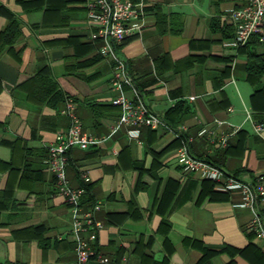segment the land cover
<instances>
[{
    "label": "crops",
    "instance_id": "1",
    "mask_svg": "<svg viewBox=\"0 0 264 264\" xmlns=\"http://www.w3.org/2000/svg\"><path fill=\"white\" fill-rule=\"evenodd\" d=\"M92 1L0 0V264H77L72 212L44 163L46 146L69 126L65 95L76 99L84 130L104 138L70 152L65 173L71 188L85 191L84 209L101 207L96 249L110 264L124 256L127 264H264V240L247 233L253 214L236 207L241 194L216 184L212 199L206 179L177 159L190 139L191 155L226 177L264 183V142L247 118L264 124V73L255 79L249 71L250 53L264 62V42L227 45L231 15L245 1L144 0L141 32L115 53L132 79L121 90L112 84V57L89 38ZM121 95L169 119L172 132L111 133ZM233 127L240 129L225 148L201 136Z\"/></svg>",
    "mask_w": 264,
    "mask_h": 264
},
{
    "label": "built area",
    "instance_id": "2",
    "mask_svg": "<svg viewBox=\"0 0 264 264\" xmlns=\"http://www.w3.org/2000/svg\"><path fill=\"white\" fill-rule=\"evenodd\" d=\"M244 1V6L231 15L235 35L227 45L235 49L245 46L254 35H258L260 42H264V0ZM145 7L144 0H94L87 4L88 25L92 29L89 38L93 42L101 41L103 46L100 48V54L104 58L110 55L113 59L115 69L112 84L115 90H121L124 82L132 85L127 64L116 57L115 53L127 39L141 32L139 22L145 14ZM112 103L121 106L122 114L117 125L111 128V133H115L119 126L127 128L130 139H137L143 127L151 130L165 128L172 132L166 122L151 112L142 101L130 103L121 95ZM76 108L73 97L68 96L63 114L69 120V126L57 133L55 140L46 146L47 158L44 163L47 170L54 175L57 194L63 198L72 212L70 232L75 243L77 264H110L107 257L96 251L102 224L96 220L95 213L100 210V205L95 204L84 209L82 197L85 191L71 188L66 178L65 170L70 152L76 149L87 150L104 141V138H97L84 130ZM247 115L255 135L264 142V124L253 122L250 114ZM215 123L218 126L226 124L220 120H216ZM239 129L233 127L232 132L218 137H215L213 132L204 130L201 136L207 135L211 144L217 143L219 147L225 148L228 146L229 138ZM176 134L178 138L184 136L182 131ZM182 142V146L177 149V159L182 170L185 173H198L203 179L216 182L225 192L238 191L241 199L236 207L249 209L253 214L248 232L264 240V183L247 184L237 178L226 177L219 168L191 155L190 139H182ZM127 263L128 259L124 256L117 264Z\"/></svg>",
    "mask_w": 264,
    "mask_h": 264
},
{
    "label": "trees",
    "instance_id": "3",
    "mask_svg": "<svg viewBox=\"0 0 264 264\" xmlns=\"http://www.w3.org/2000/svg\"><path fill=\"white\" fill-rule=\"evenodd\" d=\"M15 26H16V22L14 21V20H12L10 23H9V25H8V29H7V31H9V30H11V28H15ZM16 30V29H15ZM17 32H15V35H13V38H11L10 40L11 41H13V40H15L16 38H17ZM234 35H235V29H234V34H233V36H232V38L234 37ZM252 38H254V41H257V42H255L254 44H256V43H258V42H260V40H259V36L258 35H254ZM251 38V39H252ZM250 39V40H251ZM248 41V43L245 45V46H243V47H249V45H251V41ZM261 43H263V42H261ZM242 48V47H241ZM250 58H252L253 60H252V62H250L249 63V71L251 72V74L252 75H255L254 77H255V79H258L259 77H260V75L262 74V73H264V62H262L256 55H254L253 53H250ZM68 96H70V95H65L64 96V102L66 101V98L68 97ZM73 99H74V101L76 102V99L73 97ZM170 113H172V114H175L176 113V110H172ZM165 121L170 125V126H173L172 124H171V122H169V119L167 120V119H165ZM202 160H204V161H206L207 163H209V164H211V165H214V164H212L211 162H210V160L209 159H202ZM203 184L205 185L206 184V187L204 188V191L206 190V193L207 194H209L210 195V197H212V199H216V198H218V194L216 193V192H214L213 191V188L214 187H216V182H214V181H212V180H205L204 182H203ZM83 199V198H82ZM96 203H94V204H92L91 205V207L93 206V205H95ZM82 205H83V203H82ZM250 236H252V237H255V235L253 234V233H250V232H247ZM96 251L98 252V253H100L97 249H96ZM214 254V252H211V253H206L205 254V256H204V258H207V257H209L210 255H213ZM203 258V259H204ZM231 264H233V263H231Z\"/></svg>",
    "mask_w": 264,
    "mask_h": 264
}]
</instances>
